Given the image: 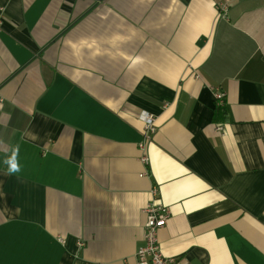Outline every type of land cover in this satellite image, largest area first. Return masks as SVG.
<instances>
[{"label": "crops", "instance_id": "obj_1", "mask_svg": "<svg viewBox=\"0 0 264 264\" xmlns=\"http://www.w3.org/2000/svg\"><path fill=\"white\" fill-rule=\"evenodd\" d=\"M0 141V264H136L155 186L164 256L264 264V0H0Z\"/></svg>", "mask_w": 264, "mask_h": 264}, {"label": "built area", "instance_id": "obj_2", "mask_svg": "<svg viewBox=\"0 0 264 264\" xmlns=\"http://www.w3.org/2000/svg\"><path fill=\"white\" fill-rule=\"evenodd\" d=\"M220 13L226 10V4L222 3L219 5ZM224 15L222 14V17ZM214 101L216 106L221 107L224 105V94L221 91H215ZM144 123L143 140L139 143L138 148L140 150L139 161L145 168V171L141 176H148L147 168L150 164L149 157L146 152V144L151 140L152 135L156 131L154 125V117L151 114L144 113L142 115ZM216 131L223 134L224 128L222 125L216 127ZM151 195L153 200L144 208L146 214V221L143 229V244L140 246L135 253L136 264H182L180 259L175 257H166L163 255L160 249L158 241V232L163 229L167 221L170 218L168 209L156 203V197L158 194V188L155 186L151 189ZM83 244L78 243V247Z\"/></svg>", "mask_w": 264, "mask_h": 264}, {"label": "clouds", "instance_id": "obj_3", "mask_svg": "<svg viewBox=\"0 0 264 264\" xmlns=\"http://www.w3.org/2000/svg\"><path fill=\"white\" fill-rule=\"evenodd\" d=\"M3 141H0L2 143ZM19 153H20V146L19 144L15 145L9 150V154L7 155L4 163L7 165L8 168V175H13L20 172V164H19Z\"/></svg>", "mask_w": 264, "mask_h": 264}, {"label": "trees", "instance_id": "obj_4", "mask_svg": "<svg viewBox=\"0 0 264 264\" xmlns=\"http://www.w3.org/2000/svg\"><path fill=\"white\" fill-rule=\"evenodd\" d=\"M212 120L213 123H224L226 121V111L223 106H216Z\"/></svg>", "mask_w": 264, "mask_h": 264}]
</instances>
